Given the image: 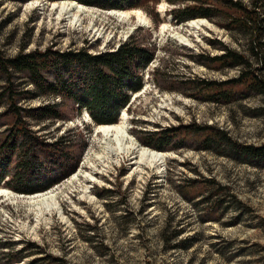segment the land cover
Wrapping results in <instances>:
<instances>
[{"label":"rangeland","instance_id":"obj_1","mask_svg":"<svg viewBox=\"0 0 264 264\" xmlns=\"http://www.w3.org/2000/svg\"><path fill=\"white\" fill-rule=\"evenodd\" d=\"M207 1L217 4V0ZM234 1L246 5L252 0ZM51 3L0 0L4 56L14 57L23 48L26 52L87 49L96 54L116 50L134 37L155 49L156 59L143 71V90L133 94L126 108L128 132L140 147L154 150L142 143L147 136L141 131L181 127L175 143L183 147L162 151L167 158L160 172L152 165L136 172L122 155L84 195L89 184L86 175L94 172L87 161L101 150L86 110L79 114L68 107L69 120L34 123L33 130L48 143L68 135L81 153L79 167L50 189L58 194L61 212L39 219L42 204L30 202L37 193L20 195L10 188L14 196L0 195V241L13 247L0 249V254L28 247L25 255H33L14 264H28L35 258H45L38 264H264V160L243 151L264 148V95L250 93L218 104L201 100L204 94L184 83L191 78L203 88L207 81L240 76L242 66L224 69L203 63L208 55L223 53L220 42L246 56L249 69L264 81V35L257 40V56L251 49L256 40L248 30H228L226 20L217 17L203 18L210 27L193 31L189 21L175 22L170 10L176 5L168 0L125 9L142 10L149 25L111 13L120 9L85 4L79 25L59 18ZM261 18L264 26V14ZM52 100L24 104L38 107ZM207 138L212 141L210 149L202 146ZM0 188L7 187L2 183ZM3 258L0 264L9 261Z\"/></svg>","mask_w":264,"mask_h":264},{"label":"trees","instance_id":"obj_2","mask_svg":"<svg viewBox=\"0 0 264 264\" xmlns=\"http://www.w3.org/2000/svg\"><path fill=\"white\" fill-rule=\"evenodd\" d=\"M10 1L27 3L31 0ZM74 1L104 10H125L145 7L150 3L155 6L159 0ZM168 1L176 5L170 12L178 24L201 17L209 20L221 17L226 20L228 25L225 27L228 30H248L256 40L252 41L255 46L251 49L259 56L256 45L257 40L264 35V26L260 25V21H263L264 0H252L246 5L234 0H217L216 5L207 0ZM219 48L223 53L215 57L208 55V62L203 63L208 66L209 62L220 64V68L224 69L242 66L245 70L229 81H207V86L203 88L196 86L194 79L188 78L184 83L204 94V99L198 95L192 96L203 101L229 104L248 97L250 93L264 95V81L249 69L251 65L246 56L221 42ZM155 55V49L140 44L134 37L116 50L96 54L87 49L62 52L51 48L26 52L23 48L18 55L5 57L0 50V184L4 183L20 195L38 194L54 188L68 177L79 167L80 151L75 150L76 145L68 135L58 137L53 143L41 139V134L38 136L32 128L34 123L39 126L46 121L54 124L69 120L68 107L79 114L86 110L98 125L118 123L121 110L131 105L133 94L143 90V71L153 63ZM244 92L247 95H242ZM45 98L53 100L38 107L24 104ZM180 128L141 131L147 136L142 139V143L157 151L181 148V142L175 143V138L180 134L176 131ZM202 146L210 149V138ZM243 151L250 157L264 160V148L246 147ZM12 248L11 244L0 241V249L10 251ZM26 251L28 247L15 253L3 252L0 258L5 257L9 261L1 264L20 263L33 255H25ZM44 259L35 258L28 264H38Z\"/></svg>","mask_w":264,"mask_h":264},{"label":"bare ground","instance_id":"obj_3","mask_svg":"<svg viewBox=\"0 0 264 264\" xmlns=\"http://www.w3.org/2000/svg\"><path fill=\"white\" fill-rule=\"evenodd\" d=\"M36 2L37 1L33 2L31 6L34 7ZM86 9L87 7L83 4L79 5L73 1L54 2L52 6V10L59 16V18H68L72 23H79V25L82 23L80 16L86 11ZM111 13L124 21L135 17L140 24H150L149 17L142 10H111ZM187 26L193 31H199L202 27H210L207 20L203 18L199 20H191L188 22ZM166 28L167 26L164 25L163 29L165 30ZM97 31H99V29ZM123 110V116L118 123H114V125H99L96 127L97 135L95 136L101 150L99 153H94L92 159H88L87 161L88 165L92 167L94 172L89 176L86 175L89 184L83 191L84 195L91 191L93 184L102 181L101 176L110 172V170L115 167L119 157L122 155L130 159L129 161L132 164V167H135L136 172L142 169L145 165L155 166L158 169L157 171L160 172L165 165V160L167 158L166 153L146 147L142 148L132 140L127 127L128 118L126 109ZM85 117L89 119L87 115H85ZM15 194L16 193L11 189L0 188L1 196L11 198V196H14ZM57 195L58 194L55 193L54 190H49L30 197L31 203L42 204V206L40 205V210H36L39 219L56 211L61 212V204L58 201L59 198Z\"/></svg>","mask_w":264,"mask_h":264},{"label":"water","instance_id":"obj_4","mask_svg":"<svg viewBox=\"0 0 264 264\" xmlns=\"http://www.w3.org/2000/svg\"><path fill=\"white\" fill-rule=\"evenodd\" d=\"M71 1H74V0H71ZM50 2H52V3H51V5H52L54 1H50ZM74 2H76V3L79 4V5L82 4L81 2H80V3L77 2V1H74ZM123 111H124V110H121V112H120V117L122 116ZM85 115L88 116V118L90 119V121H92V123H93L96 127H98V126L100 125V124L98 125V124H96V123L93 122V119H91V117H90V115H89V113H88L87 111H86V114H85ZM86 118H87V117H86ZM89 119H87V121H89ZM95 131H96V128H95Z\"/></svg>","mask_w":264,"mask_h":264}]
</instances>
